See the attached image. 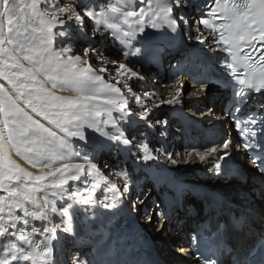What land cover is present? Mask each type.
Here are the masks:
<instances>
[{"label": "snow or ice", "instance_id": "6c2138e0", "mask_svg": "<svg viewBox=\"0 0 264 264\" xmlns=\"http://www.w3.org/2000/svg\"><path fill=\"white\" fill-rule=\"evenodd\" d=\"M89 26V39L117 42L122 59L144 66L178 54L205 94L223 85L230 93L225 114L261 181L253 198L258 193L264 202V0H0V264H117L100 219L115 217L132 191L108 176L132 181V173L101 160L113 150L121 163L170 186L174 201L191 194L158 165L148 142L133 150L128 128L151 126L152 112L129 81L144 77L126 63L112 61L110 69L91 44L77 53L75 40L88 36ZM202 147L208 155L201 159L211 161L205 171L218 182L246 181L229 164L230 139ZM166 155L177 164L174 153ZM202 199L212 211L232 203L216 191ZM254 212L245 206L235 223L247 224ZM226 228L210 215L191 236L197 264H225L223 255L228 264H264V234L258 247L233 255Z\"/></svg>", "mask_w": 264, "mask_h": 264}, {"label": "bare ground", "instance_id": "6f19581e", "mask_svg": "<svg viewBox=\"0 0 264 264\" xmlns=\"http://www.w3.org/2000/svg\"><path fill=\"white\" fill-rule=\"evenodd\" d=\"M117 54V52H116ZM172 55H165L160 64H155V66H158L161 70L164 71L160 76L163 77L166 76V79L163 83H159L158 85L156 82V79L154 77L150 76L149 74L142 75L138 72V70L133 69L134 71L138 72L141 76L144 77L143 80H137L135 81L139 84L138 87H140L139 93H135L137 96L143 98L141 99L142 104L144 105H151L154 107H157V105L160 106H166L168 104H163L161 101H168L173 100L175 101L173 105L171 106V112H167L165 109L163 111L166 113V116L168 115L173 123H177L178 125V135H182L185 137L189 142H199V144L204 143L206 134L204 132L205 129H207L208 124H214L216 125L214 121L210 120V114L205 112L206 103L209 102H215L219 106V102L223 98V92H220L219 90L216 92H209L207 91V94H205L204 90H199V93L194 94L192 93L189 100L187 99L186 103H184V100L177 101L175 97L181 98L182 95L180 94L179 90L181 85L184 86L183 82L179 83H168L169 79V73L165 70V62L170 59ZM179 55H176L173 59L178 58ZM136 66L138 68H146L147 66H141L140 64L136 63ZM180 67L187 70V64L180 65ZM171 66H169V69ZM192 72V70H190ZM159 77V78H161ZM148 81L153 84L150 88L148 87ZM167 82V83H166ZM173 82V81H172ZM135 86L133 90L135 92H138V89L136 90ZM213 91L214 89L211 88ZM145 92L151 93L152 99H149V97L144 98ZM127 93V92H126ZM125 93V94H126ZM58 94H67V93H58ZM141 94H144L143 96ZM198 96V97H196ZM188 97V95H187ZM146 99L147 101H145ZM133 104L135 107L139 106L133 101ZM188 107L194 108L196 113L200 119H194L188 115ZM203 109V110H202ZM154 114L160 115L161 113H156L154 111ZM165 115V114H163ZM212 115V113H211ZM223 117H220L222 119ZM196 120H200V125L202 127H199V124L196 123ZM160 121V120H159ZM172 122L170 124H172ZM152 124V123H151ZM154 125H158L161 123H153ZM153 126H146L144 129H141V131L138 132V135L145 134L151 138L154 143L158 142L157 145H151L152 143L144 140L142 141V144L145 142H148L150 147L153 149L154 154L160 153L161 150H163L165 147H162L161 144L165 143V140L161 138L162 136L159 135L160 131H157L156 128ZM163 127V125H162ZM227 126V128H229ZM170 132V129H167ZM165 131V130H164ZM162 132V131H161ZM156 138H154L152 135L156 134ZM177 135V136H178ZM161 146V147H160ZM196 147H201V145H194ZM191 146V147H194ZM190 146L188 147H177L178 153H183V151H189ZM159 149V151H157ZM186 149V150H185ZM238 150V149H237ZM103 155H106L103 154ZM103 160L106 157L103 156ZM239 153L235 152L234 157H238ZM177 157V155H175ZM122 159V158H121ZM121 159H118L116 154H114L113 158H109L111 160V165H114L115 162L121 161ZM178 164V159L175 158ZM21 163H23L21 161ZM198 160L197 157H193L190 162V167L187 170H193L195 168V173L193 175L190 174L192 177H201V178H211L210 174H208L205 169L211 166V161L206 160L200 165L197 164ZM176 164V165H177ZM26 166V165H25ZM122 168H127L132 173L134 188L141 190V193L146 190V186L153 187V190L155 191L154 197L151 198V195L147 194V201L145 203H148L151 199L152 203L148 206L146 204L142 209L137 208V213L135 216L137 217L141 213L143 214L144 210H151V208H156L154 205H157V208L155 209V213L160 211L162 221L164 220L166 224L168 225L169 230H171L172 234H165V239L162 241L160 238L158 239L159 243L154 245V237H150L149 230L154 227V222H151L149 227L147 229L143 228L141 224L135 223L134 215L132 214L131 209L129 208L130 204L135 203L136 201L133 200L136 197V193L131 191L130 194H126L125 198L123 200V206L121 207L120 211L116 214L115 217L111 218L109 221L105 222L104 217L102 216L100 219V226L102 229H109L111 231V247L114 250V259L117 261V264H159L158 260L159 258L163 259L162 264H171L170 261V254L169 252L166 253V251L169 249L172 245H180L179 249L183 250L184 252H188L189 245H187L186 240V232L185 230L192 229L193 224L195 221H198L201 219V215L203 214V207L201 205L202 203V197L203 194H196L193 193L191 190V194L188 195L185 199L182 200V205H174L170 208H166L165 204L162 200V195L165 193V195L168 192H172V189L170 186L165 184H157L154 183L150 179V173L145 171L144 169H137L133 165H131L130 161L128 164L123 163ZM166 166V165H165ZM195 166V167H194ZM243 175L247 178L245 182H240L241 191L240 193H243L244 191L248 190L252 192L251 190L253 188H259L261 186L260 178L258 177L257 173L255 172L254 168H252V165L250 163H247L246 165L242 166ZM189 172V171H187ZM186 173L185 171L179 172L178 175ZM195 175V176H194ZM184 179V177L182 178ZM117 183V182H112ZM118 184V183H117ZM152 190V189H150ZM239 191V190H238ZM226 201H230L232 203H223L221 208H219V219L224 220L229 224L230 230H232V237H231V244L234 250H237L238 252L241 251H247L250 244L255 245L258 240L261 239L262 234H264V212H262V208H264V202H261L258 198L249 199L244 198L243 200H238L233 193H223ZM236 202H240L239 205ZM192 205V206H191ZM247 205H251L255 208L254 214L249 217L247 224L241 223V224H233L232 221H234V214H237L238 212H243L244 207ZM126 207V210H125ZM156 215V214H155ZM158 215V213H157ZM135 217V218H136ZM235 222V221H234ZM137 225V226H136ZM159 228V227H157ZM144 230L147 231L144 232ZM159 230V229H158ZM163 232H161L162 234ZM178 235L176 236L175 234ZM160 234V236H161ZM150 242V243H149ZM152 244V245H151ZM188 246V247H187ZM159 256V258H158ZM187 264H194L193 261L189 258L186 260Z\"/></svg>", "mask_w": 264, "mask_h": 264}, {"label": "rangeland", "instance_id": "374dc122", "mask_svg": "<svg viewBox=\"0 0 264 264\" xmlns=\"http://www.w3.org/2000/svg\"><path fill=\"white\" fill-rule=\"evenodd\" d=\"M65 2L70 3L71 0H65ZM86 31L88 33V36H78L76 38V40H75V51L77 53H82L83 47L91 44L93 47H95V48H97V49L100 50V57L105 61V65L107 67H109L110 69L112 68L111 62L112 61H116L117 63H126V64H128V66L130 68L135 69V70H138V72L140 74L145 75V76L147 75L148 72L147 71H144L143 68H138V66H136V63H133V62H130L129 60H125V59H122L121 58V47L117 44V42L112 41V40H107V39H105V40H91V39H89V37L94 34L92 32L91 26H89L86 29ZM196 47H200V46L199 45H196ZM116 52H117V54H116ZM175 60H177V59H175ZM172 61L173 60H170V62H172ZM185 64H188V63L185 62ZM99 66H100L99 64L95 63V59H94V61H93V67L94 68H98ZM152 66H154V65H152ZM189 72H190V70L189 71L188 70H181V71H178L174 76H172V78L168 79V83H170V84H172V83H179L181 81L183 82V84H184L183 94L184 95H182L181 98L175 97V99L177 101L184 100V103H186L187 99L189 100L190 98H192L191 97L192 93L197 94V93H199V90H200V92H201V90H203L201 88L200 84H198L195 80L190 79ZM112 75L114 76L115 75V72H112ZM165 80H167L166 77L165 78H162V79H159V80L157 79L156 80V82H157L156 85H158L159 83H163ZM108 82L114 83L113 80H108ZM129 83L132 84V87L133 88L135 86H137L136 87V90L138 89V92H135L134 90L133 91L135 93H139L140 87H138L139 84L135 81V79L130 80ZM151 86H153V84L150 83V81H148V87H146V88H150ZM212 88L214 90L212 91L211 88H210L208 90V93L209 92H216V91H218V88L217 87H212ZM125 95L129 99V101H132L131 94L126 93ZM141 95L143 96L144 94H141ZM187 95H188V97H187ZM143 97L146 98L147 96L144 95ZM196 97H198V96H196ZM140 99H143V98L140 97ZM144 100L147 101L146 99H144ZM173 104H171V105H173ZM213 105L214 104H209L207 107L211 106L210 108H212ZM146 106L150 110L153 109V106H151V105H146ZM167 106L168 105L154 107V110L156 111V113H161V114L160 115H156V114L152 113V115L149 117V123H150L151 126L154 125L153 123L157 122L155 120H157L158 118H159L160 121L161 120H164V119H160L161 118L160 116H162L163 114H165V116H166V113L163 111V109H165L167 112H171V109H170L171 106H169L168 108H167ZM132 109H133L134 113H138L139 110H140V107L139 108L138 107H135V105L133 104V101H132ZM188 109H189L188 114H190L192 117L193 116L195 117V111L196 110H194V108H192V107H188ZM146 126H148V125H145L143 122H141L139 124L132 125L130 128H128V134L130 136H135L136 137V142H135L136 147H134V149H133L134 151H138L139 145L142 144V141H144V140H147L148 141L149 138H151V137H149V136H147L145 134L138 135V132L141 131V129H144ZM148 127H150V126H148ZM155 127L157 128V130L158 129L159 130L163 129V127H161V126L159 127V124L156 125ZM151 143H152L151 145H153V144L154 145H157L153 141ZM114 154H115V150H113V154H107L106 153V155H103V156H105L106 157L105 159H107L108 163L111 164V160H109V158H113ZM156 156L158 157V162L160 160H162V158H163V157H161L162 155H158V153H156ZM103 159H104V157H101V160L102 161H103ZM117 164H119V166L121 168L124 167L123 166V163H121V161L115 162L114 165H117ZM195 171H196L195 168L192 171H189V174L183 176L184 179H188V180L196 181V182H201V181H203V182H209L212 179V178H201V177H192V176H190V174L193 175V173H195ZM185 172H187V171L185 170ZM108 179L111 182H117L118 184H130L131 185L132 192L134 191L136 193L135 194L136 195L135 199L133 198V200H135L136 202L133 203V204H130L129 208L131 209L132 214L134 215L133 218L135 220V223H138V224L143 225L142 226L143 228L147 229L149 227V225H150V222L149 221L150 220H151V222H154L155 223L154 224V227L149 230L150 237L152 236V237L155 238L154 239V245L155 244H158L159 241H162L163 239H165V236H166L165 234H167V233L168 234H172L171 233L172 231L169 230L170 228H168V225L166 224V222L164 220L162 221V217H161L160 211H158V212L155 213V209L157 208V205H154L156 207L155 209L154 208H151V210H148V211L147 210H144L143 214L141 213L137 217L135 216L136 214H138L137 213V208L142 209V207H144L146 204H148V206H149L152 203L151 202L152 201L151 199L149 200L148 203H145V202L148 199L147 198V194L148 195H151V198L154 197L155 191L153 190V187H150L148 185V186H146V190H144L141 193V190H138V189L134 188L133 178H132V181H128V180H125L120 174H117V175H110V176H108ZM234 185L236 186V190H234L233 195H235V197L238 196L237 197L238 200H243L244 198L249 199L250 197L252 199V197H253L252 192L246 190L243 193H240V191H241L240 184H237V183L235 184L234 183ZM150 189H152V190H150ZM135 207H137V208H135ZM122 208H124V206ZM125 210H126V207H125ZM145 212H147V215H145ZM157 213H158V215H157ZM157 227H159V228H157ZM161 232H163V233L161 234ZM160 234H161V236H160ZM175 235L177 236L178 233L175 234ZM158 236L161 239L159 241H158V239H159ZM179 246L180 245H175V246L172 245L166 251V253L169 252V254H170L171 264H179L176 261V259H178L179 257H184L185 256L184 253H183L184 251L183 250H180L179 249ZM190 259L193 261L194 264H197V260L198 259H196L192 254L190 255Z\"/></svg>", "mask_w": 264, "mask_h": 264}, {"label": "water", "instance_id": "95a60500", "mask_svg": "<svg viewBox=\"0 0 264 264\" xmlns=\"http://www.w3.org/2000/svg\"><path fill=\"white\" fill-rule=\"evenodd\" d=\"M230 185H225L223 183H220L218 181H209V182H206V183H201V184H197L196 187L198 188H201V189H208V190H211V191H221V190H227L229 189ZM186 260V259H185Z\"/></svg>", "mask_w": 264, "mask_h": 264}]
</instances>
